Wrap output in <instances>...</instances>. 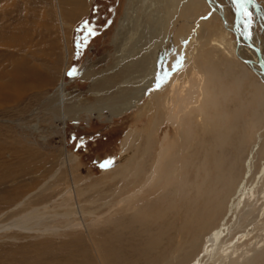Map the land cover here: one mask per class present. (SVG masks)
Returning <instances> with one entry per match:
<instances>
[{"label": "rangeland", "instance_id": "1", "mask_svg": "<svg viewBox=\"0 0 264 264\" xmlns=\"http://www.w3.org/2000/svg\"><path fill=\"white\" fill-rule=\"evenodd\" d=\"M202 2L205 8L193 21L190 38L183 42L180 62L162 82L182 69L186 50L193 49V61L199 55L204 43L198 39L203 23L212 25L211 38L224 31V23L213 7H233L232 0ZM253 3V10L264 12V0ZM166 12V0H0V227L9 228L0 229V264H194L201 260L200 264H212L218 257L204 259L200 251L205 233L219 224L218 213L207 215L202 224L196 223L200 225L194 227L193 236L188 239V193L192 187L194 192L195 183L203 182L204 171L212 168L214 154L225 153L223 163L227 164L236 157L234 146L241 141V181L249 177L243 174L247 165L260 164L264 101L257 106L248 88L250 82L260 83L256 75L250 73L237 89L225 77L231 89L226 103L220 102L219 107L206 111L198 92L186 115L178 114L175 128L166 121L159 125L148 159L152 164L160 147H175L177 134L190 130L188 118L193 124V141L188 144L191 147L174 161L177 171L169 179L171 185L165 187L166 169L161 172L164 179L143 189L121 178L128 174L125 165L131 152L122 146L125 134L132 130L144 132L155 117L149 102L160 82L154 78L133 105L130 103L139 94L134 91L131 95L130 91L139 90L148 81L147 70L166 33ZM257 13L254 12L251 24L253 36L262 38L264 44V28L257 23ZM59 18L69 30L70 58L63 76ZM227 39L234 42L235 38L230 34ZM203 47L202 51L211 52L213 61L221 60L213 45ZM214 63L220 67V62ZM125 66L127 73L115 87L106 90L109 96L118 97V102L96 104L91 81L111 77ZM73 69L76 74L69 76ZM229 75L231 72L226 76ZM62 77L65 86L60 94L55 87ZM182 103L171 102L167 110L177 115ZM200 105L210 116L224 114L228 129L221 143L215 141L212 125L206 127L200 122ZM124 108L127 109L120 115L110 114ZM62 111L66 113L64 119ZM188 112H192L191 116ZM210 143L217 147L210 148ZM63 153L74 160L65 164ZM118 171L123 172L122 176L113 177ZM194 195L195 192L193 198ZM237 195L239 192L228 206ZM33 209L46 214L42 227H54L55 233L13 228ZM67 211L72 214L63 215ZM236 213L225 226L224 234L230 232V237L248 232L252 228L248 225L256 221V213L241 220ZM181 241L184 245L180 253H175ZM258 254L256 264H264V251Z\"/></svg>", "mask_w": 264, "mask_h": 264}, {"label": "bare ground", "instance_id": "2", "mask_svg": "<svg viewBox=\"0 0 264 264\" xmlns=\"http://www.w3.org/2000/svg\"><path fill=\"white\" fill-rule=\"evenodd\" d=\"M166 2V33L161 37L159 41V51L155 55L157 56L156 59H151L153 60L150 66L151 68L147 70L148 81H145L142 86L138 87L139 90L135 89L133 91H130L131 95L134 91L138 92L139 94L138 97L134 95L136 100L130 103L133 105L136 104L137 100L144 95L146 88L150 86L151 82L154 81V78L155 82H160L158 84L157 90L154 91L149 102V107L150 109L154 110L155 117H153V121L144 132H136L133 130L129 131L125 134L122 141V146H126L125 149L129 147L128 149H130L131 152L130 158H128L127 161L128 165H125L126 168L124 167L126 171L128 169V174L126 173V178L124 177L125 175L121 178L126 182L132 181V185H136L141 189L149 187L151 184H153L154 181H157L158 183V181L164 179V176L162 177L161 175L163 169H166V173L168 175V177L165 179V185H167L165 187H168L172 184L169 179L172 177V175L176 174L177 171V168H175L174 166V161L178 159V156L181 153H184L185 151L187 152V147L189 146L188 144L192 143L193 141V124L191 118H188L190 119V130L187 131L185 134L184 132H180L177 134L178 137L175 147L172 145H168L167 147H160V151L158 152L156 162H154V164L150 163L148 159L151 155V149L156 143L155 135L159 125L162 122L166 121L169 123L170 126L175 128L177 126V121L179 118L177 117L178 114L186 115V109L189 106L192 107L193 99L198 92H200L203 97L202 104L204 105V109H207L206 111H210L211 109L213 110L216 105L218 106L220 102H225L229 98L231 89L226 85V82L224 80L225 77H229V80H232V83L234 82V87L237 89V87H240L242 81L249 79L248 75L252 73L260 79L259 84H257V82H250L248 84V88L251 90L252 98L254 99V102L257 106H259V104L264 101V74L259 68V62L255 51L250 46H248L243 39V35H246L249 39V43L254 47L255 50L259 51L261 60L264 65L263 40L260 37L254 38L252 28L253 26L251 25L253 24L254 12L257 13V10H253L252 8V4H255L253 3V0H251V3L246 6L247 11L250 14L249 26L246 29H244V22L247 20V17H244L242 13L238 12L234 4L233 7H213V9L218 12L220 19L224 23H222L224 25V31L219 34L217 33L218 35L214 36L215 38H211L213 34H211L212 25L209 24V22L208 24H202L203 27L199 35L200 38H198L201 39V41L203 40L204 42H202L203 44H201V49H203V46L205 45H213L217 52L220 53L219 59L221 60L213 61L211 52H204L200 49L199 55L196 54L193 61V49L186 50V55L183 59L182 69L172 75L171 78L168 79V81L165 80L167 82H162V79L166 78V76L172 70L174 71L177 68L178 63L180 62V49L183 45V42L192 33L194 19L196 18V16L202 13L205 8V5L202 0H166ZM76 6H78V4H76ZM176 12H178V14H176ZM257 15H259V21H257V23H259V26L261 25V27L264 28L263 9L260 10ZM227 17L229 19H226ZM66 26V22H63V20L59 18L58 28L61 40L60 44L62 45L61 47L63 48L64 56L62 76L65 74L70 58L68 46L69 30ZM230 34L234 35V42H228L227 38ZM32 37L34 38V36ZM31 39L32 38H30V41ZM190 46H192V43ZM150 62L151 61H149V63ZM214 62H220V67L215 66L216 64ZM234 67H237L236 72L233 69ZM122 70L123 71H117L111 77L105 78L103 80L96 81L95 79V81H91V93L93 94L94 101H96V104L102 101L118 102V97L109 96L106 90L113 88L118 84L122 75L127 73L126 70H128V67L125 66V69ZM228 72H231V75L226 76ZM86 76L87 75L85 74L83 77L85 78ZM198 79L199 83L197 84L196 81ZM180 83L181 86H177L180 85ZM64 86L65 84L62 77L56 85L55 89L60 94H63ZM176 101L183 102V105L179 106L177 115H173L169 110H167V105L171 106L170 103H176ZM220 107H222V105ZM101 108L108 109L106 107ZM125 109L127 108L121 109L120 111L118 110L116 112L110 111V114L117 116L120 115ZM204 109L201 108V105L198 108V117H200L199 120L206 127H210L212 125L211 133L214 134V139H216L215 141L221 143L223 138H225L224 132L228 129L225 125L226 120L224 119V114L223 116H221L222 112L221 114H218L216 112L217 114H212L213 116H210L211 114L205 112ZM251 109L254 110L253 108ZM62 112L63 113L61 117L62 119H64L66 113L64 111ZM188 114L189 116H191L192 112H188ZM225 115H228V113ZM232 121L235 122L234 117ZM186 124L188 125V123ZM243 131L245 132L246 130L244 129ZM165 138L166 135H164L163 140H165ZM228 139L229 138L227 137V140ZM258 139L260 141L261 138ZM212 144L210 143V148L214 149L217 147H213ZM242 145L243 142L241 141V143H239L237 147L234 146V148H236V151H234L236 153V157L233 158L234 160L232 159L227 164L223 163L226 158L225 153L220 151L219 153L214 154V158L211 163L212 168H209L210 171H208V169L204 171L205 176L202 178L203 182L195 183L194 192L196 197L193 198L194 187H192V191L188 193V196L190 198H188L190 203V206H188V211L190 213L186 218L188 219L187 224L190 229L189 231H191V236L190 238H188L189 240L193 236V231L195 230L194 227H199V225L205 221L207 215H216V213L219 214V224L211 226L208 229L207 233H205L200 250L203 254L204 259L208 256H210V258L208 259H212L214 258V256H218L212 264H256L257 256L260 255L258 254V252L261 253V251H264V146L262 145V151H260V164L258 165V167L256 166V164L247 165L246 168L243 170V174H248L249 177L247 180L241 181L240 173H242V169L238 160H240L241 156L243 155ZM190 147L191 146H189L188 149ZM62 160L65 164H68L74 160V157L70 154L63 153ZM122 166H124V164ZM201 166L204 169L205 166ZM212 172L213 174H211ZM117 173L113 177L120 178L123 172H119L118 174ZM110 180L113 179L110 178ZM238 192L239 195H237L233 204L231 203L232 205L228 206L229 200L231 198H234ZM188 199H185V202H187L186 200ZM193 199L195 202H193ZM237 211L238 213H236ZM235 213L237 214L236 218H238L239 220H241L243 217L256 213V221L255 223H252V225H248V227H252L250 230H248V232L246 230L243 233L241 232L240 235L238 234L236 236L230 237V232H227L226 235L224 234L225 231H227V229H225V226H227L230 218ZM71 214V211H67L63 215L70 216ZM44 215L46 216V214ZM44 215L38 212V210L33 209L31 212H28V214L20 218L17 223L13 226V228H16L21 231L38 230L42 233H55L56 228L54 227H42L41 220ZM26 220H30L32 222L30 224H26ZM196 223L200 224L198 225ZM0 229L5 230L9 228L0 227ZM255 229L257 230L255 231ZM206 235L208 236L206 237ZM216 243L220 244L216 246ZM182 244L184 245V241L178 243L177 247H175V253L181 250ZM215 247H217V251H213ZM208 261L209 260H207V262ZM201 262L202 260L200 262H194V264H200Z\"/></svg>", "mask_w": 264, "mask_h": 264}, {"label": "snow or ice", "instance_id": "3", "mask_svg": "<svg viewBox=\"0 0 264 264\" xmlns=\"http://www.w3.org/2000/svg\"><path fill=\"white\" fill-rule=\"evenodd\" d=\"M233 4L236 6L238 12L242 13L244 17L250 16L247 11L246 5L251 3V0H232ZM76 74L75 69L71 70L68 75L74 76Z\"/></svg>", "mask_w": 264, "mask_h": 264}, {"label": "water", "instance_id": "4", "mask_svg": "<svg viewBox=\"0 0 264 264\" xmlns=\"http://www.w3.org/2000/svg\"><path fill=\"white\" fill-rule=\"evenodd\" d=\"M248 26H249V16L247 17V20L244 22V29H246ZM243 39L247 43V45L250 46L255 51V53L257 55V58H258V62H259L258 63L259 64V68H260L261 72L264 74V65H263V62L261 60L259 51L255 50L254 47L249 43V39L247 38L246 35H243Z\"/></svg>", "mask_w": 264, "mask_h": 264}]
</instances>
